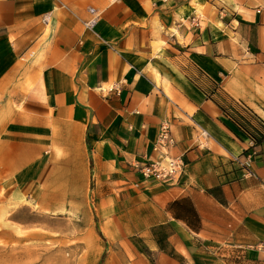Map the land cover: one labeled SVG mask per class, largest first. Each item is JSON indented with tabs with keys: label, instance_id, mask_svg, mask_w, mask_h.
<instances>
[{
	"label": "crops",
	"instance_id": "obj_1",
	"mask_svg": "<svg viewBox=\"0 0 264 264\" xmlns=\"http://www.w3.org/2000/svg\"><path fill=\"white\" fill-rule=\"evenodd\" d=\"M0 114L9 187L95 206L92 264H264V0H0ZM163 122L171 184L135 167Z\"/></svg>",
	"mask_w": 264,
	"mask_h": 264
},
{
	"label": "rangeland",
	"instance_id": "obj_2",
	"mask_svg": "<svg viewBox=\"0 0 264 264\" xmlns=\"http://www.w3.org/2000/svg\"><path fill=\"white\" fill-rule=\"evenodd\" d=\"M10 184L9 176L0 173V264H92L96 246L84 219L95 206L50 208L38 202V190L30 198ZM16 193L21 198L13 201Z\"/></svg>",
	"mask_w": 264,
	"mask_h": 264
},
{
	"label": "built area",
	"instance_id": "obj_3",
	"mask_svg": "<svg viewBox=\"0 0 264 264\" xmlns=\"http://www.w3.org/2000/svg\"><path fill=\"white\" fill-rule=\"evenodd\" d=\"M108 3H114L119 0H107ZM176 0H154L155 3L169 4ZM91 18L84 25L87 28H92L95 24L98 14L96 10L90 7ZM191 22L198 20L196 15L190 18ZM175 146V139L171 133L167 122L161 123L160 130L156 137L153 150L154 157L146 158V160L136 165V171L145 179H152L160 183L171 184L179 180L184 171V162L182 157L173 154L172 148ZM263 246V245H261Z\"/></svg>",
	"mask_w": 264,
	"mask_h": 264
},
{
	"label": "trees",
	"instance_id": "obj_4",
	"mask_svg": "<svg viewBox=\"0 0 264 264\" xmlns=\"http://www.w3.org/2000/svg\"><path fill=\"white\" fill-rule=\"evenodd\" d=\"M100 236L102 237V235L100 234Z\"/></svg>",
	"mask_w": 264,
	"mask_h": 264
}]
</instances>
